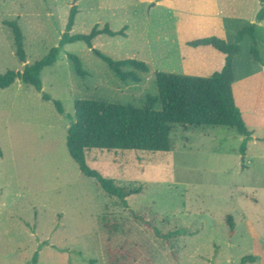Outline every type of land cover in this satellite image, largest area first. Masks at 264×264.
Here are the masks:
<instances>
[{
	"label": "rangeland",
	"instance_id": "rangeland-1",
	"mask_svg": "<svg viewBox=\"0 0 264 264\" xmlns=\"http://www.w3.org/2000/svg\"><path fill=\"white\" fill-rule=\"evenodd\" d=\"M72 5L78 7L72 34L95 25L127 28L99 34L92 47L83 40L64 44L40 73L42 89L20 78L0 87V264H264L260 0H0V73L22 71L58 45ZM6 21L20 27L26 61ZM251 23L254 37L244 35L233 58L234 98L252 130L245 153L246 136L234 126L180 123L170 124L169 151L88 149L92 168L141 189L127 197L128 207L80 170L66 143L76 99L143 107L147 95H157L156 71L221 70L222 52L189 40L234 42ZM95 48L114 60L144 61L148 71L123 67L139 77L123 80ZM155 228L173 234L164 238ZM248 255L255 259L242 263Z\"/></svg>",
	"mask_w": 264,
	"mask_h": 264
},
{
	"label": "trees",
	"instance_id": "trees-1",
	"mask_svg": "<svg viewBox=\"0 0 264 264\" xmlns=\"http://www.w3.org/2000/svg\"><path fill=\"white\" fill-rule=\"evenodd\" d=\"M260 2L261 7L257 14L258 21L264 18V0H260ZM77 13V5H72L66 29L58 45L53 46L44 57L31 64H26L22 71L9 69L0 73V87H8L16 78H20L24 83L42 89L40 73L45 66L51 65L57 60L64 44L83 40L89 47H92L93 39L99 34H122L127 28L124 26L122 29L114 31L108 24L102 28L95 25L89 33L72 34L71 30ZM6 23L13 28L16 53L19 59L26 61L23 34L20 27L14 21H6ZM255 26V23H251L240 29L234 42H227L217 36L188 41L194 46L211 45L222 52L225 55V62L221 70L215 71L210 76L156 71L157 95H147L146 104L143 107L95 99H76L74 102L75 118L70 122L67 129L66 143L70 155L80 170L87 176L97 178L108 194L118 196L123 205L128 207L127 197L139 193L141 189L117 185L99 170L92 168L86 159L88 149L169 151L171 149L170 124L180 123L184 126H234L240 134L246 136L241 145V152L245 153L246 142L252 131L246 125L234 98L232 84L236 77L233 58L239 51V43L244 35L250 34L254 37ZM93 50L123 80L128 78L139 80L134 72L124 71L123 67L131 66L138 70L148 71V65L144 61L132 58L114 60L96 48ZM253 50L255 51V48ZM69 57L74 63L76 72L85 76L87 72L82 68L79 58L72 53L69 54ZM43 97L49 98L45 94ZM55 104L59 112H64L59 101H56ZM229 218L231 221L232 217ZM154 231L164 238H169L173 234L172 232L162 234L157 228ZM254 259L255 256L248 255L242 257L241 262Z\"/></svg>",
	"mask_w": 264,
	"mask_h": 264
},
{
	"label": "crops",
	"instance_id": "crops-1",
	"mask_svg": "<svg viewBox=\"0 0 264 264\" xmlns=\"http://www.w3.org/2000/svg\"><path fill=\"white\" fill-rule=\"evenodd\" d=\"M259 24H261V22H260ZM95 38H96V37H95ZM95 38H94V39H95ZM94 39H93V40H94ZM191 40H192V39H191ZM189 41H190V40H189ZM210 46H211V45H210ZM223 64H224V63H223ZM222 66H223V65H222ZM263 67H264V66H263ZM221 68H222V67H221ZM221 68H220V69H221ZM217 71H218V70H217ZM254 74H255V73H254ZM199 76H200V75H199ZM235 77H236V75H235ZM246 78H247V77H246ZM235 80H236V79H235ZM233 83H234V82H233ZM232 87H233V84H232ZM233 93H234V89H233ZM243 118H245V116H244ZM245 120H246V119H245ZM245 123H246V122H245ZM185 127H186V126H185ZM248 128H249V127H248ZM250 130H251V129H250ZM251 131H252V130H251Z\"/></svg>",
	"mask_w": 264,
	"mask_h": 264
}]
</instances>
